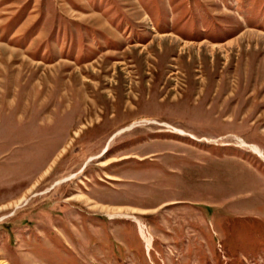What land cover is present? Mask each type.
Returning a JSON list of instances; mask_svg holds the SVG:
<instances>
[{"label": "rangeland", "instance_id": "374dc122", "mask_svg": "<svg viewBox=\"0 0 264 264\" xmlns=\"http://www.w3.org/2000/svg\"><path fill=\"white\" fill-rule=\"evenodd\" d=\"M0 264H264V0H0Z\"/></svg>", "mask_w": 264, "mask_h": 264}, {"label": "bare ground", "instance_id": "6f19581e", "mask_svg": "<svg viewBox=\"0 0 264 264\" xmlns=\"http://www.w3.org/2000/svg\"><path fill=\"white\" fill-rule=\"evenodd\" d=\"M252 148L254 150L260 152V150L256 146H253ZM139 224H140V222H139ZM139 227H140V232H141V234H142V236H143V238H144V240H145V242L147 244V247L149 248L150 247V244H151V240H152L151 235L150 234L146 235V233L144 232V230L142 228V225H140Z\"/></svg>", "mask_w": 264, "mask_h": 264}]
</instances>
